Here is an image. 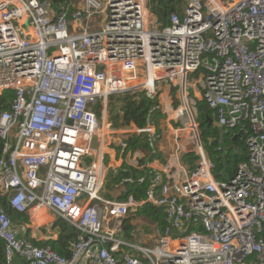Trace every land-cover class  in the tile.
<instances>
[{
	"label": "built area",
	"instance_id": "2783aa9c",
	"mask_svg": "<svg viewBox=\"0 0 264 264\" xmlns=\"http://www.w3.org/2000/svg\"><path fill=\"white\" fill-rule=\"evenodd\" d=\"M157 8H170L167 23ZM171 8L164 0H0V94L14 92L0 112L8 264H264V0H185ZM196 72L201 96L190 92ZM162 83L178 92L179 104L165 108L173 154L164 168L148 170L145 195L108 198L107 141L121 135L125 154L129 137L144 133L156 152L151 113L161 110ZM126 93L155 102L144 127L114 125L111 98ZM201 99L215 110V125L244 138L248 158L230 178H217L203 142ZM181 133L197 148L186 151ZM147 203L165 214L152 245L124 233L126 219ZM6 206L72 224L70 255L20 236Z\"/></svg>",
	"mask_w": 264,
	"mask_h": 264
},
{
	"label": "trees",
	"instance_id": "16d2710c",
	"mask_svg": "<svg viewBox=\"0 0 264 264\" xmlns=\"http://www.w3.org/2000/svg\"><path fill=\"white\" fill-rule=\"evenodd\" d=\"M57 3L63 2L64 0H55ZM155 12L160 16L162 21L167 23L166 19L170 14L169 9H155ZM14 97L13 90H6L3 94H0V112L10 106V103ZM155 106V102L147 98L143 93L131 94L126 93V95L121 99V104L113 108L110 107V117L113 120L114 125H130L134 123L138 127H144L148 120V114ZM98 109L102 108V104L98 103ZM98 110V115H100L101 110ZM198 119L202 129V138L205 147L208 151L209 156L215 162V174L217 178L223 179L224 176L221 174L222 169L225 166L224 157L227 161V172L233 175L235 169L240 161L246 160L248 158V151L244 141L243 136H234L232 133H225L220 127L215 125L213 122L215 119V110L212 109L205 99L198 101ZM153 120L156 121L161 115L160 111H152ZM224 142L225 148L223 150L218 149L219 141ZM3 140L0 137V156L2 155ZM128 147L130 149L143 148L147 151H152L148 141L147 135L144 133L132 135L128 139ZM155 155H152V158ZM185 157L193 163L195 159V154L187 153ZM145 176V181L140 183L138 178ZM126 178H132V181H127L126 192L122 194L124 198L129 193H133L136 197L145 195L147 188L149 187V172L148 169H137L135 167L124 164L121 168L116 171H109L106 183L109 185H114L116 183L122 182ZM7 210L12 214H16L11 210L10 207L6 206ZM140 214L149 216L150 218L158 222V226L163 230L165 226V214L162 209L155 207L154 205L147 203L139 209ZM53 226H58L60 228L59 236L57 239H49L44 242H38L36 244H41L45 246H50L62 255H70L72 247L74 246L78 230L63 218H58L53 222ZM0 264H8L5 255V243L0 239ZM11 264H29L23 259H16Z\"/></svg>",
	"mask_w": 264,
	"mask_h": 264
},
{
	"label": "crops",
	"instance_id": "0c3cea01",
	"mask_svg": "<svg viewBox=\"0 0 264 264\" xmlns=\"http://www.w3.org/2000/svg\"><path fill=\"white\" fill-rule=\"evenodd\" d=\"M171 1L172 0H164V3L167 6L173 7V5L170 4ZM172 89L176 90V88L171 84L162 83L160 85L161 92L159 100L161 105V115L159 116V119L156 123L159 136L156 142V152H150L144 150L143 148H136L130 149L124 154L121 151V147L118 142L119 139H117H121L122 136H114L112 137L113 140L107 141L106 146V162L111 169L110 171L118 170L124 164L135 167L137 169L146 168L149 170L164 168L174 151L173 129H171V125L168 124L165 114V108L169 109V107L174 103L173 99L171 98ZM175 101L177 100L175 99ZM152 155L155 156L152 158ZM124 189H126L125 184H121L119 182L114 185H110V187L106 190L104 189V193L108 198L122 199V194H124L122 192ZM138 211L134 212L129 219H126L124 233L126 236H130V231H132L135 234L134 238H136L139 242L145 245H152L155 242V239L162 233L163 230L158 226V222L156 220L144 214H139ZM41 215L31 218L26 214H13L15 229L17 230L18 234L30 239L34 243L44 242L49 239H57L59 236L60 228L58 226H53V222L58 218L51 215L48 211L43 212V215ZM44 216H53L51 218V226L53 228L55 227L54 229L50 230L48 228V223L50 222V220H46Z\"/></svg>",
	"mask_w": 264,
	"mask_h": 264
},
{
	"label": "rangeland",
	"instance_id": "374dc122",
	"mask_svg": "<svg viewBox=\"0 0 264 264\" xmlns=\"http://www.w3.org/2000/svg\"><path fill=\"white\" fill-rule=\"evenodd\" d=\"M185 3V0H172L171 2H170V4L171 5H173V7L172 8H174L175 10H177V11H179L180 10V8H181V6L183 5ZM171 8V9H172ZM189 80L192 82L191 83V85H192V90H190V92L193 94L194 93V91H196V92H199V96H201V90H202V87H201V82H202V80H200V76H199V73L198 72H196V73H194V74H192L191 76H190V78H189ZM200 80V81H199ZM165 84H169V83H165ZM174 91V92H173ZM171 94H172V99H173V107H176L178 104H179V102H177V101H175V99L178 97V92H177V89L176 90H171ZM126 94H116V95H114L112 98H111V103H110V107L111 108H113V105H116V107H118L120 104H121V99L125 96ZM176 103H178L177 105H175ZM102 110V109H101ZM102 113V112H101ZM171 114H172V112H171ZM108 117H109V109H108ZM174 124H175V121H174ZM185 161H189V159L186 157L185 158ZM190 162V161H189ZM106 183V182H105ZM110 187V185L109 184H105L104 185V189L106 190L107 188H109ZM42 216V215H41ZM45 217V216H44ZM53 216H47V218L48 219H50V222L48 223L49 224V226H48V228L50 229V230H52V229H54L52 226H51V222H52V220H51V218H52ZM38 222H40V221H38Z\"/></svg>",
	"mask_w": 264,
	"mask_h": 264
},
{
	"label": "water",
	"instance_id": "95a60500",
	"mask_svg": "<svg viewBox=\"0 0 264 264\" xmlns=\"http://www.w3.org/2000/svg\"><path fill=\"white\" fill-rule=\"evenodd\" d=\"M240 135H241V133L239 132V133L237 134V136H240ZM180 137H181L180 145H181L186 151H191L192 149H196V148H197V142H196L195 140H187V139L184 137V134H183V133H181ZM234 138H236V137H234ZM224 163H225V166H224V168L222 169L221 174H222L223 176H225L226 178H230V174H228V172H227V167H228V165H227L226 157H224ZM216 176H217V174H216Z\"/></svg>",
	"mask_w": 264,
	"mask_h": 264
}]
</instances>
